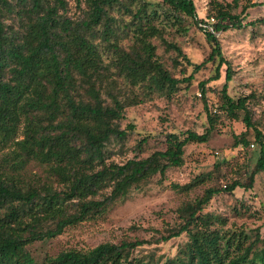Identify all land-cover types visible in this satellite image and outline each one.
Returning <instances> with one entry per match:
<instances>
[{"label": "trees", "instance_id": "16d2710c", "mask_svg": "<svg viewBox=\"0 0 264 264\" xmlns=\"http://www.w3.org/2000/svg\"><path fill=\"white\" fill-rule=\"evenodd\" d=\"M133 1L138 3L132 11L121 0H85L84 18L71 22L62 15L64 0H16V11L25 17V31L16 38L5 30L2 21L3 15L13 11V4L0 0V141L15 133L17 122L23 117L24 136L15 140L16 146L24 155L48 161L49 169L66 184L61 194L47 184H42L40 191L24 188L14 183L12 174L0 170V264H148L129 258L131 250L145 241L141 238L117 243L103 241L87 249L68 248L45 255L41 261H36L24 247L34 238L53 236L65 225L95 216L108 202L150 175L157 172L162 176L166 168L181 163L187 142L203 141L209 134L212 117L205 109L208 126L202 132H166L163 149L143 158H127L119 164L102 162L93 169L94 163L102 161L104 143L109 137L121 139L125 134V129L117 128L114 122L122 115V101L109 89L106 93L110 94V102L100 97L96 81L103 80V65L97 45L89 37L95 30L102 40L110 42L117 27L116 18L110 14L113 6L121 5L132 18L129 25L136 39L134 48L124 50L111 44L117 66L129 81L166 92L178 82L154 58L148 36L156 29L152 24L144 27L147 17H141L147 2L128 0V4ZM160 1L196 22L201 20L196 17L192 0ZM216 15L210 29L204 23L199 25L211 44L206 59H216L211 78L218 76V65L226 63L215 32L242 24L238 14L228 10H219ZM202 63L203 60L194 63L193 68ZM189 77L190 74L184 79ZM230 77L231 70L226 65L221 85L223 107L232 116H236L235 109H242V121L246 128L250 127L245 97L233 99L226 93ZM37 113L44 116V123L35 119ZM126 128L131 129L132 125ZM243 134L244 131L236 135L234 143L247 144ZM253 138L258 143L254 170L263 175L264 192V135L253 127ZM22 161L18 158L15 162ZM199 180L196 175L188 182L172 185L184 190ZM251 180L252 174L248 183ZM106 185H110L107 195L100 199L87 197ZM235 185L237 181H231L223 189L231 191ZM217 191L206 187L199 197L177 207L180 223L160 239L184 232L187 241L181 255L162 264H264V250L256 249L252 240L244 243L248 236L243 230L211 227L212 218L218 217L200 212L202 204ZM71 198H76L74 208L67 209L65 203Z\"/></svg>", "mask_w": 264, "mask_h": 264}, {"label": "rangeland", "instance_id": "374dc122", "mask_svg": "<svg viewBox=\"0 0 264 264\" xmlns=\"http://www.w3.org/2000/svg\"><path fill=\"white\" fill-rule=\"evenodd\" d=\"M9 1L13 11L3 15L2 21L5 30L18 38L25 31V17L16 11V0ZM144 1L147 6L141 17L147 18L143 26L152 24L156 29L148 36L154 58L178 82L166 92L143 82L129 81L117 66L111 44L116 43L124 50L134 48L136 39L129 25L132 18L121 5L113 6L110 14L116 18L117 27L110 42L102 40L95 30L89 37L97 45L103 65V80L96 81L100 97L110 102V94L106 93L109 89L122 101V115L114 122L117 128L125 129V134L121 139L109 137L104 143L102 161L94 163L93 169L102 162L119 164L127 158H143L163 149L166 132L181 133L186 129L202 132L208 126L205 109L212 117L209 134L203 141H189L183 146L179 165L166 168L162 176L156 172L129 187L95 216L65 225L53 236L27 242L24 247L36 261L68 248L87 249L103 241L117 243L141 238L145 241L131 250L129 258L162 264L182 254L187 235L182 232L167 240L160 236L180 223L177 207L199 197L206 187L218 189L200 209L201 213L218 217L212 218L210 226L243 230L248 236L244 243L252 240L256 249L264 250L263 175L254 170L258 143L253 138V127L264 135V19L259 20L264 17V0H192L196 17L201 19L197 22L160 0ZM121 3L133 11L138 2L128 4V0H121ZM63 6L62 15L71 22L84 18L85 0H64ZM223 9L238 14L242 24L215 32L226 63H220L218 76L211 78L216 59H206L211 44L199 25L204 23L210 29L216 14ZM202 60L199 67L193 68L194 63ZM226 65L231 70L226 93L233 99L245 97L250 127L246 128L242 121V109H235L236 116H232L223 107L221 85ZM35 119L45 122L41 113ZM128 124L131 129L126 128ZM23 128L24 119L20 116L15 133L0 141V170L12 174L14 183L21 187L40 191L42 184H47L61 194L66 184L49 169V162L24 155L16 146L15 140L24 136ZM242 131L247 144L234 143ZM18 158L23 160L22 164L15 162ZM250 174L252 180L248 183ZM196 175L200 180L188 189L172 185L188 182ZM231 181H237L238 185L231 191L224 190L223 186ZM109 189L110 185L102 186L87 197L100 199ZM75 199L66 201L67 209L74 208Z\"/></svg>", "mask_w": 264, "mask_h": 264}]
</instances>
